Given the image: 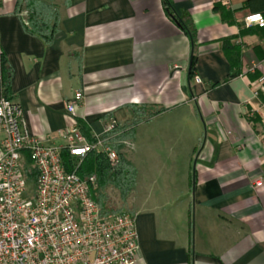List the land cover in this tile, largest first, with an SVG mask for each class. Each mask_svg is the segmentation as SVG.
Masks as SVG:
<instances>
[{"label":"crops","instance_id":"crops-1","mask_svg":"<svg viewBox=\"0 0 264 264\" xmlns=\"http://www.w3.org/2000/svg\"><path fill=\"white\" fill-rule=\"evenodd\" d=\"M49 1L60 18L46 43L26 32L17 0H0L9 96L28 133L61 148L57 133L76 121L93 136L112 120L130 131L123 156L137 177L124 203L140 264H264V28L245 23L264 0H171L195 46L162 0ZM79 92L74 119L66 105Z\"/></svg>","mask_w":264,"mask_h":264},{"label":"built area","instance_id":"built-area-1","mask_svg":"<svg viewBox=\"0 0 264 264\" xmlns=\"http://www.w3.org/2000/svg\"><path fill=\"white\" fill-rule=\"evenodd\" d=\"M245 23L264 27V17L250 15ZM4 61L0 43V264H140L135 217L104 213L95 199L97 177L82 179L77 174L91 153L102 154L112 169L118 167L113 142L120 127L117 121L108 123L102 135H94V143L81 134L76 121L57 133L66 140L65 147L48 145L50 136L28 133L21 106L6 95ZM195 82L202 80L197 76ZM253 92L259 97L257 89ZM81 101L79 92L66 105L74 119ZM63 152L71 157L73 172L66 170ZM28 158L38 174L33 189L24 174Z\"/></svg>","mask_w":264,"mask_h":264},{"label":"trees","instance_id":"trees-1","mask_svg":"<svg viewBox=\"0 0 264 264\" xmlns=\"http://www.w3.org/2000/svg\"><path fill=\"white\" fill-rule=\"evenodd\" d=\"M163 7L166 15L169 19L175 22L180 29L189 37L192 44L195 46L197 40V31L193 26L189 16L185 18L179 17L172 5L171 0H162ZM216 12H219L222 19L228 21L229 14H226L224 7L220 4L214 7ZM25 13V19L23 25L26 32L34 37L42 39L46 43H51L56 33L59 30V14L57 12V6L49 0H17L16 2V14L21 15ZM264 17V15H263ZM232 21H230L231 23ZM264 27H262L263 29ZM196 66V55L195 52L192 55L190 63V74L193 76L194 69ZM5 61L3 67V77L5 83L6 95L9 96V79L6 74ZM234 71L231 77H237L240 75L241 69L239 63L234 64ZM259 98L261 94L259 93ZM81 134L88 140L89 143H94L95 139L91 134L89 127L78 121ZM131 136L130 131L121 129L119 127L118 136L114 139L116 149L118 146L123 148L124 143L129 140ZM120 161L116 169H112L105 157L99 153H91L88 155L77 168V174L80 178L86 179L91 176H96L98 179L99 192L96 201L102 207L104 213H117L115 209L109 207L108 189L114 188L120 194L123 202H125L136 186L137 171L131 163H129L121 153L119 152ZM63 164L68 172H73L74 164L71 157L67 152L62 154ZM27 161L31 164L29 158ZM24 174L28 182V187L33 188L38 174L31 166L24 165Z\"/></svg>","mask_w":264,"mask_h":264},{"label":"rangeland","instance_id":"rangeland-1","mask_svg":"<svg viewBox=\"0 0 264 264\" xmlns=\"http://www.w3.org/2000/svg\"><path fill=\"white\" fill-rule=\"evenodd\" d=\"M129 147V141L127 140L126 143L123 145V148H120V146L117 147V153L119 155V152L121 150V153L123 155L127 152V149ZM120 157V155H119ZM24 165L31 166V164L27 161V159L24 161ZM33 189V188H32ZM108 198H109V207L115 209L117 212H129V207L127 203H124L120 197V194L117 190L114 188L108 189Z\"/></svg>","mask_w":264,"mask_h":264}]
</instances>
